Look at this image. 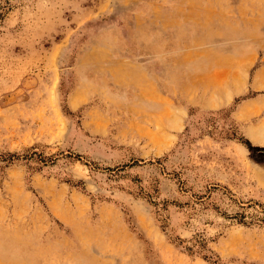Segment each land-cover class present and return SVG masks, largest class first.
<instances>
[{"label":"rangeland","instance_id":"1","mask_svg":"<svg viewBox=\"0 0 264 264\" xmlns=\"http://www.w3.org/2000/svg\"><path fill=\"white\" fill-rule=\"evenodd\" d=\"M263 130L264 0H0V264H264Z\"/></svg>","mask_w":264,"mask_h":264},{"label":"bare ground","instance_id":"2","mask_svg":"<svg viewBox=\"0 0 264 264\" xmlns=\"http://www.w3.org/2000/svg\"><path fill=\"white\" fill-rule=\"evenodd\" d=\"M262 71H263V70H262ZM259 73H260V72H259ZM260 76H261V75H260ZM73 103H74V102H73ZM212 105H214V103H212ZM212 105H211V106H212ZM263 131H264V130H263Z\"/></svg>","mask_w":264,"mask_h":264}]
</instances>
